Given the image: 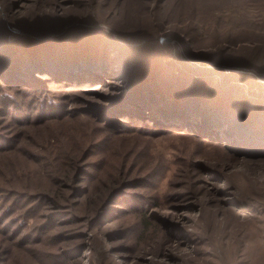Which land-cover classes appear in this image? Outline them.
<instances>
[{"label": "rangeland", "instance_id": "obj_1", "mask_svg": "<svg viewBox=\"0 0 264 264\" xmlns=\"http://www.w3.org/2000/svg\"><path fill=\"white\" fill-rule=\"evenodd\" d=\"M263 94L264 0H0V264H264Z\"/></svg>", "mask_w": 264, "mask_h": 264}, {"label": "trees", "instance_id": "obj_2", "mask_svg": "<svg viewBox=\"0 0 264 264\" xmlns=\"http://www.w3.org/2000/svg\"><path fill=\"white\" fill-rule=\"evenodd\" d=\"M81 25H82V23L81 22H83V21H78ZM34 24H36V25H41V24H38V23H34ZM186 50H187V52L191 55V56H193V53H192V50L191 49H189L188 47L186 48ZM225 62V61H224ZM206 69V68H205ZM218 76L221 78V80L223 81V80H225L226 78H228V76H231L230 74H225V73H221V74H218ZM245 76H249V74H246ZM232 79V78H231ZM230 79V80H231ZM236 80H237V78H236ZM255 83H259V82H256L255 81ZM257 97H259V96H257ZM260 100H263L264 101V94H263V96H260ZM236 113H234V115H235ZM237 118H238V116H236ZM236 118V120L234 119V117H233V119L234 120H232L229 124H227L226 126H225V128H232V127H237V126H239V124H241L242 122V120L240 121L239 119H237ZM238 120V121H237Z\"/></svg>", "mask_w": 264, "mask_h": 264}]
</instances>
